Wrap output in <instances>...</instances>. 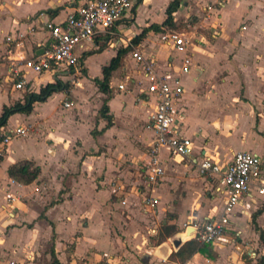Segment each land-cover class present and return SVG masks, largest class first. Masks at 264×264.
Segmentation results:
<instances>
[{
  "label": "crops",
  "instance_id": "crops-1",
  "mask_svg": "<svg viewBox=\"0 0 264 264\" xmlns=\"http://www.w3.org/2000/svg\"><path fill=\"white\" fill-rule=\"evenodd\" d=\"M89 1L0 0V115L5 107L23 102L27 94L39 93L49 84H69L71 70L41 75L26 71L25 89H16L7 59L42 54L51 42L48 24H63ZM172 1L133 0L132 10L111 31L99 30L92 42L77 48L82 67L78 83L36 103L29 115L11 116L1 130L0 145L8 131L29 128L27 136L11 140L0 158V231L9 236L0 244L13 250V259L19 260V252L26 254L37 242L49 241L51 254L54 248L61 264L63 258L84 259L86 264H207V260L221 264L237 239L263 246L264 195L259 188L264 186V0H224L223 6L217 0H182L174 20L182 29L190 24L197 35L189 50L193 63L187 74L182 72L186 53L161 39L171 30L163 23ZM153 25L161 30L152 29L133 42ZM8 38L13 39L10 44ZM135 49L154 56L170 79L180 78L184 93L176 112L184 119L177 131L194 141V158L208 153L221 166L237 152L261 159L262 178L242 196L223 239L209 246L214 259L198 253L183 263L171 261L177 250L173 240V246L163 242L146 249L147 235L161 222L192 238V226L182 232L185 224L220 216L224 200L215 190L220 180L201 177L196 166L167 149L161 152L163 180L146 183L142 166L156 138L149 126L157 101L146 93L147 83L132 58ZM126 50L112 76L108 106L113 124L102 132L108 124L101 115L106 95L95 80L103 79V69ZM121 83L126 90L116 88ZM67 102L69 108L64 106ZM25 160L41 170L31 185L19 184L8 175L12 165ZM150 196L158 200L155 210L143 204ZM10 197L15 201L8 207ZM69 243L71 254L64 252L62 258L59 247Z\"/></svg>",
  "mask_w": 264,
  "mask_h": 264
},
{
  "label": "built area",
  "instance_id": "built-area-1",
  "mask_svg": "<svg viewBox=\"0 0 264 264\" xmlns=\"http://www.w3.org/2000/svg\"><path fill=\"white\" fill-rule=\"evenodd\" d=\"M223 6L224 0L215 1ZM133 0H91L70 14L61 24H48L51 34L50 46L40 55L33 58L8 57L7 68L16 89H25L26 71L43 74L48 71L74 72V76L81 75L82 67L77 48L86 42H92L99 30L111 31L125 15L132 10ZM212 9V5L207 8ZM190 24L184 29H171L162 35V40L179 52L186 53L182 61V72L187 74L191 70L193 56L189 53L195 42L196 32L191 30ZM12 38H8L10 44ZM132 58L139 67L144 80L147 83L146 93L156 98V111L151 117L149 128L156 135L155 141L148 148V160L143 163L142 170L147 184H158L165 176V167L161 159V152L167 149L174 157H180L190 165L196 166L199 175L206 179H218L220 186L216 187V194L224 200L223 212L220 216L209 219L201 224L193 225L194 233L191 239H195L203 245H213L223 239L229 230L231 217L236 207L241 203L242 196L251 191L253 182L263 176L261 159L249 152H237L232 161L221 166L215 158L205 153L199 160L194 158L195 143L192 139L181 135L177 131V124L184 119L183 115H177L176 105L181 100L184 88L180 78L170 79L161 70L158 60L154 56H146L140 50L132 52ZM132 78H127L132 82ZM72 83H76L72 80ZM114 86V85H113ZM115 87V86H114ZM116 88L126 90L124 83ZM69 108L71 103H65ZM4 129V128H3ZM2 129V130H3ZM29 128L20 126L8 131L0 145V158L5 147L14 138L27 136ZM1 135V130H0ZM116 181L112 185L116 186ZM119 189V188H118ZM259 193L264 195V186H260ZM8 207L15 201L13 197L7 199ZM145 207L155 210L158 200L154 197H146L143 201ZM210 261L207 260V264ZM9 264H18L11 261Z\"/></svg>",
  "mask_w": 264,
  "mask_h": 264
},
{
  "label": "trees",
  "instance_id": "trees-1",
  "mask_svg": "<svg viewBox=\"0 0 264 264\" xmlns=\"http://www.w3.org/2000/svg\"><path fill=\"white\" fill-rule=\"evenodd\" d=\"M181 3L182 0H173L170 3L166 11V19L163 23V26H167L170 29H180L182 27L181 25L178 26L174 20V14L179 10ZM152 29L159 32L161 30V26L153 25L152 27L145 29L141 35H139L133 40V42L138 43L139 41H141L144 38V36ZM126 52L127 50L120 52L119 55L111 61L110 65L103 69V79L95 80V83L99 88L100 92L106 95V99L104 101V105L101 110V115L103 118L107 120L108 124L102 132L110 128L113 124L112 123L113 118L112 116L109 115V106H108V102L112 97V90H113L111 87L112 76L113 73L120 68L122 56ZM69 89H70L69 84L63 83L61 81H57L55 84H49L46 87L42 88L39 93L27 94L23 102H17L10 107H5L2 115H0V130H2L8 125L11 116L15 114L29 115L32 113L34 109V105L36 103H43L47 101L54 93L68 91ZM40 174H41L40 168L36 166L34 162L28 160L16 163L8 169L9 177L13 179L15 182L22 185H31L39 178ZM177 233H179V231L174 225L167 226L166 235H164V237L162 238L163 241H161L160 244L164 242V239H168ZM177 237H183L185 243L180 249L174 251L170 255L169 260L171 261L179 260L180 262L183 263L190 260L198 253L210 259L215 258V255L212 254L211 250L209 249L210 245L200 244L195 239L189 240L191 238H186V235H182L181 233L178 234ZM261 241L264 247V232H261ZM52 256L54 259V264H61L59 260L56 258L54 248L52 250ZM259 264H264V253L260 258Z\"/></svg>",
  "mask_w": 264,
  "mask_h": 264
},
{
  "label": "rangeland",
  "instance_id": "rangeland-1",
  "mask_svg": "<svg viewBox=\"0 0 264 264\" xmlns=\"http://www.w3.org/2000/svg\"><path fill=\"white\" fill-rule=\"evenodd\" d=\"M182 21H184V20L182 19ZM199 22H201L200 19H199ZM193 31H195V30H193ZM78 77H81V75H78L75 78L73 76L72 80H74L76 83H78V79H77ZM72 80H66V82L70 84V87L71 86L73 87V85L76 84V83H72ZM80 88H82V86ZM83 89H85V88H83ZM80 93H84V91L83 92L80 91ZM48 199H49L48 201L50 202L51 199L50 198H48ZM39 211H41V210H39ZM7 219H9V218H7ZM192 221H190V223L187 222L185 224V228H184V230H182V232L186 231V226L190 227V226L199 224L201 222V220H194L193 222ZM169 225H171V224H169L168 222H161L159 227L155 229V232L151 231L150 235L146 234L149 237V245L148 244L146 245V249L150 250L151 247L159 245L160 242L163 241L162 238L164 237V235H166V227ZM11 227H9V228H11ZM177 234L173 235L172 237H170L168 239H164V242L171 243V245L173 246L172 240L176 239ZM0 238H1L0 241H2V240L5 241L7 238H9L8 233L4 229H2V231H0ZM21 238L25 240L26 236L22 235ZM189 240H192V239H189ZM70 243L67 245L59 247V252L57 254L62 255L65 252L66 254L70 255L71 254V251H70L71 250L70 249L71 244ZM4 246H5V244H3V243L0 244V264H9L11 261H15V262L19 261L18 264H54V259H53V256L51 254V242L50 241L49 242H37L35 245H32L29 248V251L26 254H25V251H22V252L17 251L20 254L19 260L13 259L12 258V254H13L12 251L13 250L8 251L4 248ZM263 253H264V247L262 245H259L258 247L257 246L256 247L250 246V245H246L243 242V240L237 239V241L234 243V246H232L230 249L228 248V250L226 251L224 258H222L221 264H231V263H234V264H238V263H240V264H259L260 258L262 257ZM29 257H31V258H29ZM63 257L64 256L62 255V258ZM20 258L23 260L22 263L20 262L21 261ZM63 260L65 261L64 264H86V260H84V259L79 260L78 262H73L72 260H70V258L68 260L63 258ZM236 260L238 261V263Z\"/></svg>",
  "mask_w": 264,
  "mask_h": 264
},
{
  "label": "water",
  "instance_id": "water-1",
  "mask_svg": "<svg viewBox=\"0 0 264 264\" xmlns=\"http://www.w3.org/2000/svg\"><path fill=\"white\" fill-rule=\"evenodd\" d=\"M44 52V51H43ZM42 52V53H43ZM190 229H193V228H189ZM187 242V241H186ZM185 242H183L182 239H180L179 237H176V239L173 240V244H174V247L178 250L180 249L183 245H184Z\"/></svg>",
  "mask_w": 264,
  "mask_h": 264
}]
</instances>
